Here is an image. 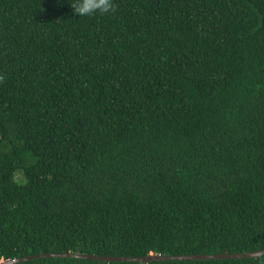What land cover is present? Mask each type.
I'll use <instances>...</instances> for the list:
<instances>
[{
    "label": "trees",
    "instance_id": "obj_1",
    "mask_svg": "<svg viewBox=\"0 0 264 264\" xmlns=\"http://www.w3.org/2000/svg\"><path fill=\"white\" fill-rule=\"evenodd\" d=\"M72 3L0 0V264L261 251L264 0Z\"/></svg>",
    "mask_w": 264,
    "mask_h": 264
},
{
    "label": "water",
    "instance_id": "obj_2",
    "mask_svg": "<svg viewBox=\"0 0 264 264\" xmlns=\"http://www.w3.org/2000/svg\"><path fill=\"white\" fill-rule=\"evenodd\" d=\"M262 253L259 252H250L246 254H217V255H186V256H161V255H150L148 257H105V256H96L93 254H74V253H62V254H43L37 256H30L25 258L8 260L2 262L1 264H18L35 259H44V258H78L86 259L93 261H102V262H138L149 264L151 262H166V261H191V260H228V259H250L261 257Z\"/></svg>",
    "mask_w": 264,
    "mask_h": 264
},
{
    "label": "clouds",
    "instance_id": "obj_3",
    "mask_svg": "<svg viewBox=\"0 0 264 264\" xmlns=\"http://www.w3.org/2000/svg\"><path fill=\"white\" fill-rule=\"evenodd\" d=\"M75 15L79 18H89L97 14H112L115 12L114 0H73L70 4ZM261 257L257 264H264V247L261 248Z\"/></svg>",
    "mask_w": 264,
    "mask_h": 264
}]
</instances>
